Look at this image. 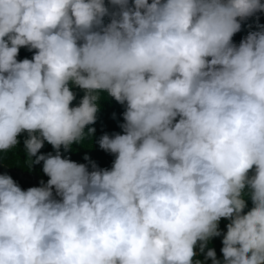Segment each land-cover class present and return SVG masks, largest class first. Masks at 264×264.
<instances>
[{
    "label": "clouds",
    "instance_id": "9594fccd",
    "mask_svg": "<svg viewBox=\"0 0 264 264\" xmlns=\"http://www.w3.org/2000/svg\"><path fill=\"white\" fill-rule=\"evenodd\" d=\"M261 12L262 0H0V152L26 132L29 168L49 177L22 190L0 174V264H222L208 247L220 236L223 264H264V25L233 43ZM21 47L35 54L18 61ZM99 92L125 106L123 134L98 140L111 169L60 151L96 122ZM45 141L55 154H38Z\"/></svg>",
    "mask_w": 264,
    "mask_h": 264
},
{
    "label": "trees",
    "instance_id": "16d2710c",
    "mask_svg": "<svg viewBox=\"0 0 264 264\" xmlns=\"http://www.w3.org/2000/svg\"><path fill=\"white\" fill-rule=\"evenodd\" d=\"M149 2H151V0H149ZM108 22V18L105 17V23ZM35 51L36 50L29 51L26 47H21L17 60L22 61L25 58L31 59L35 54ZM69 86L70 90L74 92L76 97L70 106H78L81 99L85 95V92L74 84L70 83ZM97 103L99 105V110L97 112L96 122L93 125L86 126V135L84 140L79 143H73L68 151H64L63 148H61L60 151L62 153V158H69L77 163L89 164V161L84 159L85 156H88L90 160L94 161L99 168L111 169L115 156L102 150L99 147L98 140L105 133L110 136L116 133L123 134L120 124L124 123L123 113L125 111V106L116 102L115 99L109 96L106 92H99V100ZM89 127L95 129V133L90 136L87 134ZM25 139H27L26 132L22 133L18 137L19 143L15 146V148L7 152H0V164L14 172L29 174L38 180H44L47 182L49 177L43 173V162L32 165V167L29 168L28 157L24 149ZM50 152L55 154V150L52 145L45 141L44 146L40 149V153L38 154H47ZM32 159L35 158L33 157ZM89 170H91L90 165ZM249 174L251 175L252 172L250 171ZM245 191H248L247 188ZM244 198L247 205L244 210L246 213L251 209L252 202L250 196L245 195Z\"/></svg>",
    "mask_w": 264,
    "mask_h": 264
},
{
    "label": "rangeland",
    "instance_id": "374dc122",
    "mask_svg": "<svg viewBox=\"0 0 264 264\" xmlns=\"http://www.w3.org/2000/svg\"><path fill=\"white\" fill-rule=\"evenodd\" d=\"M262 2H264V0H262ZM105 4L106 5L108 4V0H105ZM257 15L259 17L258 20L256 16H254L242 22L241 31H239L233 36V43L239 45L240 41L244 37H246L250 31L257 30V23L260 25H264V12L258 13ZM0 174L10 175L13 178V180L21 187L22 190H27L30 187H38L40 186L41 181H44V180H38L29 174H21V173L14 172L1 164H0ZM44 182L46 183V181ZM229 222H230L229 220L224 219V218L220 220L219 230L222 233H226L227 231L226 225ZM222 239H223L222 236L213 237L209 241L208 247L215 250L217 259L220 260L223 264V254L221 251L223 247ZM194 259H198L201 261L204 260V255L199 253L198 248H197V256ZM206 264H212V261L209 259L206 261Z\"/></svg>",
    "mask_w": 264,
    "mask_h": 264
}]
</instances>
